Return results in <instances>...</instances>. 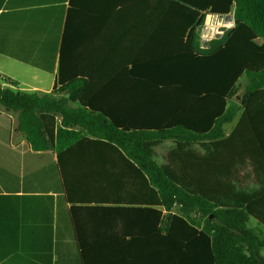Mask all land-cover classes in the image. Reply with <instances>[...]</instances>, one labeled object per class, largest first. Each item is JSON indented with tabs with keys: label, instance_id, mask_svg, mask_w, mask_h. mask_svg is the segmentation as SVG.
Returning a JSON list of instances; mask_svg holds the SVG:
<instances>
[{
	"label": "crops",
	"instance_id": "obj_1",
	"mask_svg": "<svg viewBox=\"0 0 264 264\" xmlns=\"http://www.w3.org/2000/svg\"><path fill=\"white\" fill-rule=\"evenodd\" d=\"M168 5L0 0V85L60 98L67 95L53 93L60 76L79 79L87 98L111 114L147 124L141 85L153 55L169 44ZM237 116L224 125L227 137ZM54 120L49 128L61 122ZM19 124V113L0 104V264H193L182 240L166 231L169 212L150 204L152 187L119 149L87 136L60 152L37 151ZM250 129L243 132L254 135ZM257 137L251 146L242 141L241 172L246 189L256 192L264 182L263 121ZM248 226L264 231L253 217Z\"/></svg>",
	"mask_w": 264,
	"mask_h": 264
},
{
	"label": "trees",
	"instance_id": "obj_2",
	"mask_svg": "<svg viewBox=\"0 0 264 264\" xmlns=\"http://www.w3.org/2000/svg\"><path fill=\"white\" fill-rule=\"evenodd\" d=\"M231 11L234 28L200 49L197 30L205 13ZM164 23L169 44L153 55L141 85L147 124L116 117L87 98L81 80L65 83L63 76L53 93L66 96L0 85V104L19 113V129L34 150L60 152L87 136L119 149L155 190L150 204L169 212L166 231L182 240L193 264H264V231L248 226L250 217L264 226V182L260 191H248L241 177L247 157L242 141L251 146L259 140L257 125L264 122V0H169ZM131 74L138 75L135 69ZM243 76L244 112L227 137L224 125L240 111L232 100ZM55 115L61 122L49 128ZM166 140L175 147L159 164L155 148ZM194 145L206 152H195Z\"/></svg>",
	"mask_w": 264,
	"mask_h": 264
},
{
	"label": "built area",
	"instance_id": "obj_3",
	"mask_svg": "<svg viewBox=\"0 0 264 264\" xmlns=\"http://www.w3.org/2000/svg\"><path fill=\"white\" fill-rule=\"evenodd\" d=\"M235 24L234 11L227 14L206 12L198 32L200 49H207L212 41L221 39Z\"/></svg>",
	"mask_w": 264,
	"mask_h": 264
},
{
	"label": "rangeland",
	"instance_id": "obj_4",
	"mask_svg": "<svg viewBox=\"0 0 264 264\" xmlns=\"http://www.w3.org/2000/svg\"><path fill=\"white\" fill-rule=\"evenodd\" d=\"M198 36V33H197ZM199 40V37H198ZM210 49V45L207 49ZM246 86H247V80L246 78H241L237 84V91L235 93V96L233 97L234 103L239 106V109L241 110V103H240V99L244 96L245 90H246ZM241 112L239 111L238 116H237V120L240 117ZM233 124H229L225 126L226 131H229L231 129ZM175 147V143L172 140H166L163 143H161L160 145H158L155 148V153H156V161L159 164H166L167 162V156L169 154V152ZM193 149L195 150V152L200 153V154H204L206 151L203 149L202 146L200 145H194ZM244 179V178H243ZM246 181V180H244ZM148 186V185H147ZM148 189H150V187L148 186ZM153 196L155 194V190L152 188L151 189ZM252 224L250 223L249 226H251ZM260 230V229H258ZM263 232V231H262Z\"/></svg>",
	"mask_w": 264,
	"mask_h": 264
}]
</instances>
